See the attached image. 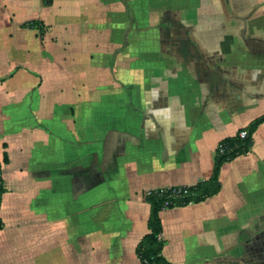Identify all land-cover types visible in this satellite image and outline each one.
<instances>
[{
  "label": "crops",
  "instance_id": "crops-1",
  "mask_svg": "<svg viewBox=\"0 0 264 264\" xmlns=\"http://www.w3.org/2000/svg\"><path fill=\"white\" fill-rule=\"evenodd\" d=\"M262 114L264 0H0V264H142L146 193L207 180ZM251 139L159 212L170 264H264Z\"/></svg>",
  "mask_w": 264,
  "mask_h": 264
},
{
  "label": "trees",
  "instance_id": "trees-1",
  "mask_svg": "<svg viewBox=\"0 0 264 264\" xmlns=\"http://www.w3.org/2000/svg\"><path fill=\"white\" fill-rule=\"evenodd\" d=\"M264 122V114L252 119L244 128L247 136L240 138L238 133L232 137L222 139L216 149L215 162L212 173L207 180L186 187L185 193L173 194L176 187L148 191L145 195L150 205L147 220L148 233H146L137 244V255L142 264H170L162 255L163 241L160 239L161 218L159 212L164 208H171L189 203H198L215 194L220 187L218 180L221 165L238 155L244 154L252 144L251 135L255 129ZM220 148L222 152H220ZM3 187L0 185V201ZM167 203V204H166ZM1 226V224H0Z\"/></svg>",
  "mask_w": 264,
  "mask_h": 264
},
{
  "label": "built area",
  "instance_id": "built-area-1",
  "mask_svg": "<svg viewBox=\"0 0 264 264\" xmlns=\"http://www.w3.org/2000/svg\"><path fill=\"white\" fill-rule=\"evenodd\" d=\"M238 136L240 138H245L247 136V130L242 129L239 133ZM220 152H222V149L220 148ZM0 185L2 186V178H1V173H0ZM185 193L186 192V187H179L173 191V194L179 195L180 193ZM167 204V203H166Z\"/></svg>",
  "mask_w": 264,
  "mask_h": 264
},
{
  "label": "rangeland",
  "instance_id": "rangeland-1",
  "mask_svg": "<svg viewBox=\"0 0 264 264\" xmlns=\"http://www.w3.org/2000/svg\"><path fill=\"white\" fill-rule=\"evenodd\" d=\"M241 131V130H240Z\"/></svg>",
  "mask_w": 264,
  "mask_h": 264
}]
</instances>
